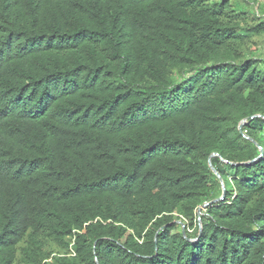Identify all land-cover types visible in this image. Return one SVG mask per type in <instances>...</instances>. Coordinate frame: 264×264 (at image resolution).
<instances>
[{"label": "trees", "instance_id": "16d2710c", "mask_svg": "<svg viewBox=\"0 0 264 264\" xmlns=\"http://www.w3.org/2000/svg\"><path fill=\"white\" fill-rule=\"evenodd\" d=\"M240 7L0 0V264H264V20Z\"/></svg>", "mask_w": 264, "mask_h": 264}, {"label": "rangeland", "instance_id": "374dc122", "mask_svg": "<svg viewBox=\"0 0 264 264\" xmlns=\"http://www.w3.org/2000/svg\"><path fill=\"white\" fill-rule=\"evenodd\" d=\"M236 2L238 3V5L241 6L240 8L244 7L245 11L249 14L250 23H252L251 19H255L256 15H259L260 19L264 20V1L263 0H236ZM259 21L260 20H258L257 22ZM255 40L259 41L257 38ZM207 206L208 205H206L202 210H205Z\"/></svg>", "mask_w": 264, "mask_h": 264}, {"label": "water", "instance_id": "95a60500", "mask_svg": "<svg viewBox=\"0 0 264 264\" xmlns=\"http://www.w3.org/2000/svg\"><path fill=\"white\" fill-rule=\"evenodd\" d=\"M222 183H223V182H222ZM224 198H225V195L223 196V198H222L221 200H223ZM221 200L215 201L214 204L219 203ZM205 206H206V205H205ZM205 206H204V207H205ZM199 214H201V211H199Z\"/></svg>", "mask_w": 264, "mask_h": 264}, {"label": "built area", "instance_id": "2783aa9c", "mask_svg": "<svg viewBox=\"0 0 264 264\" xmlns=\"http://www.w3.org/2000/svg\"><path fill=\"white\" fill-rule=\"evenodd\" d=\"M205 205H208V204H205ZM205 205H204V206H205ZM204 206L201 208V210L204 208ZM201 210H200V211H201ZM198 216H199V215H198Z\"/></svg>", "mask_w": 264, "mask_h": 264}]
</instances>
